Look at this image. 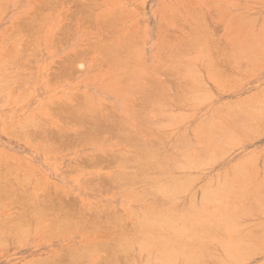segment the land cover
Returning a JSON list of instances; mask_svg holds the SVG:
<instances>
[{"label": "rangeland", "instance_id": "rangeland-1", "mask_svg": "<svg viewBox=\"0 0 264 264\" xmlns=\"http://www.w3.org/2000/svg\"><path fill=\"white\" fill-rule=\"evenodd\" d=\"M206 26L209 28H205ZM263 32L264 0H0V181L4 182L0 183L2 201V203L0 202V231L3 230L0 232V264H146L147 261V264H163L164 261V264H167L166 262H170V260L165 259L164 255H167L169 240L171 243H176L177 247L185 245V248H191L196 252L200 251L202 259L205 258L204 250L201 251L204 246L205 251L206 249L209 251L206 252L208 258L205 255L207 262L210 259L209 256L212 255L214 258H211V263L200 258L201 264L202 261L206 264H264V247L262 246L264 240L263 238L260 240L259 235L260 231L264 229L261 227L264 226V212L262 216L260 213L262 209L259 210V206L254 203L256 201L253 202L258 198V203L262 206L264 192L257 197L252 196L250 209L241 206L245 194H248L247 198H251L249 195L251 190L254 191L258 185L256 190L259 192L264 187L262 184L264 180L261 179H264ZM251 35L254 36V39L250 38ZM197 36L198 38H196ZM197 42L201 45L198 46ZM251 44L255 45H252L253 48L256 47L259 50L256 48L250 50ZM128 45H131V48ZM246 45H249V48ZM201 47L205 50L201 51ZM244 47L249 50H245ZM203 51H206V53L204 52L207 54L206 57H204ZM250 51L253 56L256 53L257 58L251 56ZM224 76L228 78L224 79ZM254 97L259 101H256ZM250 98L252 99L250 100ZM254 103L257 104V108L256 105L253 106ZM241 104L243 107L247 106L246 112H257V114L260 112L261 115L256 116V113H252V117L249 112L250 118L246 116V118L248 117L246 121L252 118L251 122L248 120L250 123H254L252 126L245 123V119L240 118L247 114L240 108ZM250 105L251 107H249ZM233 108L236 110L240 108L239 110L245 112V115L235 116L234 119L231 116L233 112L238 113V110L235 112ZM241 111H239L240 114ZM258 116H263V119L259 118L261 120L259 121ZM225 117L234 119V122L226 119L228 121L225 125L233 123L230 127L232 126L233 130L238 129L240 134L242 133L239 129L241 124L245 123L244 129L245 127L249 128L250 125L249 130L256 124L260 127L256 125L258 128L254 127L255 132L251 133L248 130L247 135H245L246 132L242 133L246 138L241 134V140L238 139V131L234 130L233 132L228 128L231 131L229 132L225 129L226 126L222 122ZM240 119L244 123H241ZM147 120L149 121L147 122ZM204 121H206L205 125L207 122L209 124L204 126ZM216 121L220 123H215ZM229 121L231 123H228ZM198 122L201 127L203 126V129L198 126ZM211 122L212 125L225 126L223 128L225 129L224 135L228 131L231 134V140L228 138L230 135L228 133L225 135V139L228 138L236 143L233 141L228 143V139L225 141L222 136H220L222 139L219 138V135L215 139L213 137L215 133L222 135L219 130L222 131V128L218 129V126L214 135L211 134L212 137H208L210 142L212 138L216 140L213 139L216 145L214 146V143L211 142L213 145L210 149V144L207 141V136L210 134L205 136L204 128L207 126L213 128ZM234 125L237 126L233 127ZM194 127L199 130L198 134L201 137L206 138V148L203 147L200 140L198 141L199 135L196 134L198 130H191ZM208 131L206 132L208 133ZM232 133L235 134V137ZM218 139L221 140L220 144L216 143ZM189 143L193 144V147L195 145L196 149L191 147V150H187L189 152H185L187 155L184 152L181 154L182 149L184 151L190 149L186 148ZM227 143L234 145H227ZM198 146L201 151L204 150L206 153H197V151L200 152ZM216 146L220 147L222 152L219 151V153L223 154L218 155V152L217 154L214 152ZM151 152L153 155H150ZM210 152L214 156H212L213 158H210ZM196 153L197 156L204 153L212 161L203 156L206 161L203 162L204 160L201 158L202 165L199 157L195 159L200 160L199 163L198 161L194 162L193 157ZM215 156L218 159L214 161ZM141 160L142 162H140ZM155 161H158V164ZM235 162L238 165H234ZM241 162L245 164L243 165L245 169L241 170L240 168V171L238 166H242ZM177 165L179 166L177 167ZM179 167L180 170L177 171L176 168L179 169ZM243 170L247 173L244 174V177L240 173ZM238 173L240 175H237ZM257 173L258 175H256ZM253 176L260 180H256ZM168 178L171 182L169 181L170 183L167 184ZM175 179L180 180L178 183L185 182V185L181 183L179 185ZM239 179L244 181L238 183ZM164 180L165 182H163ZM253 180L261 181V183L256 185V181ZM204 182L209 184V187ZM163 183L171 186L166 187ZM189 183L191 184L189 185ZM154 185L158 186L154 187ZM201 185L203 186L201 191L204 190L202 192L200 191ZM174 186L177 190L174 189ZM180 186L183 190L180 189ZM220 186H223L222 189ZM230 189L233 191L231 192ZM172 190H175L176 193ZM235 190L242 191V193H237ZM213 192L215 196L212 194ZM179 193L180 195H178ZM201 193L204 195H200ZM164 194L166 197L171 196L167 199ZM233 194L241 196L242 200ZM193 197L195 198L194 202ZM15 199L20 202H16ZM236 199L239 201L238 206L237 203H234ZM8 200H13V204ZM30 200L31 202H29ZM248 200L247 202H249ZM244 201L246 200L244 199ZM169 202L175 206L170 208ZM222 204V209H218ZM188 205L191 215L189 211L187 214ZM228 205L232 209L231 211L227 208ZM255 205L257 209L254 210ZM160 208L164 213L159 211ZM190 208L195 210L194 213ZM205 208L207 209L205 210ZM241 208H244L246 212L259 211L251 213L252 215L248 213L253 218L248 214L243 217L240 215L242 213L238 212V209L242 211ZM175 209L176 211L182 209L185 212L184 215H182L183 211L173 212ZM41 210L42 215H46L45 217L40 215ZM197 210L202 214H199ZM224 210L227 217H224L225 213L221 212ZM168 212L171 214L168 215ZM231 212L233 218L229 219ZM176 213H179L180 216ZM185 214L190 217L187 219L184 217ZM212 215L221 217L220 223L223 222L219 225L215 223L216 229L212 227L213 219H215L211 217ZM157 216L163 217L158 218ZM97 217L100 220L96 219ZM208 217L213 221H208ZM2 218L3 220L5 218V222L2 221ZM225 218H228L230 222L228 220L226 222ZM25 219L26 221H24ZM142 219L147 224L149 222V226L146 227L145 222L144 227L142 225L144 221H140ZM171 221L172 223H170ZM184 221L189 225V228ZM135 222L138 223L137 226ZM192 222L201 224L193 226ZM55 223H58L59 226ZM247 223L252 224L247 225ZM175 224L176 226H174ZM209 224L217 231L222 228L223 230H220L219 233L224 231V234L227 235H224V238L220 235L223 233H218V236L215 231L216 233L214 232L212 235L218 238L215 237L213 240L222 238L227 244L226 240L230 239L231 241L234 237L239 240L234 243L245 245V247L251 246L253 249L254 247L250 244L252 241L253 245L255 243L254 246L258 244V247L254 249L258 250L262 246L260 249L262 252L254 251L253 253L248 248L247 251L241 252L240 256L233 257L224 249V253L226 251L229 255L226 257V253L223 254L220 246L222 243L224 244V241L218 245L217 240L214 242L212 240L210 241L212 244L207 246L208 239L204 238L206 243L204 239H200L204 243L203 245L200 242L202 247L196 245L198 238H195L196 241H192L195 236L194 232L204 231L202 227ZM239 224L242 225V229ZM243 225L246 227L243 228ZM258 225L261 228L257 227ZM255 227L257 228L255 229ZM23 228H25V232H22ZM141 229L145 234L137 235L141 233L138 232ZM248 229H251L252 232ZM175 231L179 235H174L176 239H181L185 244H181L180 240L175 241L174 236L172 238L175 242L171 241L170 235ZM256 231H259L258 236L252 237L254 232L257 233ZM183 232L187 238L189 237L186 236V233L187 235L192 233L188 241L195 242L194 248L186 245L190 243L186 242L187 238L182 240ZM164 233L169 234L170 237L167 238ZM154 235L159 236V239L163 236L162 239L166 242L162 246V239L156 243L157 236L155 242L151 241L152 243L142 240L145 236L146 239L150 237V241ZM239 236L244 237L242 238L244 241ZM255 236L259 238L256 239ZM130 237L136 241L129 239ZM245 242L249 244L246 245ZM163 245L167 246V249L163 248ZM155 246L156 248H154ZM139 249L142 250L139 252ZM152 249L154 250L152 251ZM149 250L152 252L150 253ZM158 250L166 252L160 254ZM248 251L252 253H250L251 258L247 257ZM254 254L255 256H253ZM219 257L222 258V262H218L220 261ZM175 259L178 260L175 264L187 263L183 256L177 255Z\"/></svg>", "mask_w": 264, "mask_h": 264}, {"label": "bare ground", "instance_id": "bare-ground-1", "mask_svg": "<svg viewBox=\"0 0 264 264\" xmlns=\"http://www.w3.org/2000/svg\"><path fill=\"white\" fill-rule=\"evenodd\" d=\"M58 1H59V0H58ZM43 2H44V1H43ZM44 3H45V2H44ZM58 3H59V2H58ZM65 3H66V2H65ZM210 3H211V2H210ZM66 4H67V3H66ZM210 5H212V4H210ZM47 7H48V6H47ZM68 10H69V9H68ZM196 12H197V11H196ZM198 13H199V12H198ZM209 13H210V12H209ZM196 19H197V18H196ZM236 19H237V18H236ZM232 21H233V20H232ZM233 22H234V21H233ZM243 25H244V24H243ZM199 26H200V25H199ZM204 26H205V25H204ZM114 28H115V27H114ZM192 28H194V27H192ZM205 28H209V27L206 26ZM119 31H120V30H119ZM198 31H199V30H198ZM202 31H203V29H202ZM206 31H207V30H206ZM101 32H102V31H101ZM125 33H126V32H125ZM194 33H195V32H194ZM203 33H204V31H203ZM263 33H264V32H263ZM106 34H107V33H106ZM195 34H196V35H199V33H198V34L195 33ZM251 34H252V33H251ZM193 35H194V34H193ZM204 35H205V34H204ZM252 35H253V34H252ZM252 35L250 36V38L253 37V39H254V36H252ZM111 36H112V35H111ZM263 36H264V34H263ZM200 37H201V34H200ZM208 37H209V36H208ZM196 38H198V36H197ZM201 38H202V37H201ZM203 38H204V37H203ZM209 38H210V37H209ZM199 39H200V38H199ZM123 40H124V39H123ZM125 40H126V38H125ZM202 40H203V39H202ZM113 41H114V40H113ZM188 41H189V40H188ZM192 41H193V40H192ZM194 41H197V40L194 39ZM205 41H206V40H205ZM256 41H257V40H256ZM256 41H255V42H256ZM199 42H200V40H199ZM199 42H197V43H199ZM201 42H202V41H201ZM258 42H259V41H258ZM186 44H187V43H186ZM211 44H213V43H211ZM260 44H261V42H260ZM260 44L258 45L259 48L261 47ZM197 45H198V44H197ZM200 45H201V44L199 43L198 46H200ZM207 45H208V44H207ZM252 45H254V44H251V45H250V48H249V45H246V46H248V48H249L250 50H254L256 47L253 48L255 45H254V46H252ZM261 45H262V44H261ZM113 46H114V45H113ZM113 46H112V47H113ZM115 46H116V45H115ZM128 46H129V45H128ZM130 46H131V45H130ZM130 46H129V47H130ZM179 46H180V45H179ZM181 46H182V45H181ZM198 46H197V47H198ZM203 46H204V45H203ZM205 46H206V44H205ZM205 46H204V48H205ZM208 46H209V45H208ZM119 47H120V46H119ZM193 47H194V45H193ZM197 47H196V49H197ZM210 47H211V46H210ZM251 47H252V49H251ZM110 48H111V47H110ZM120 48H121V47H120ZM130 48H131V47H130ZM208 48H209V47H208ZM209 49H210V48H209ZM220 49H221V48H220ZM244 49H245V50H249V49H246L245 47H244ZM257 49H258V48H256V50H257ZM123 50H124V49H123ZM202 50H205V49H202V47H201V51H202ZM214 50H215V49H214ZM256 50H255V51H256ZM258 50H259V49H258ZM171 51H172V50H171ZM209 51H210V50H209ZM218 51H219V50H218ZM243 51H244V50H243ZM126 52H127V51H126ZM131 52H133V51H131ZM173 52H174V51H173ZM204 52L206 53V51H203V54H204ZM210 52H211V51H210ZM244 52H245V51H244ZM247 52H248V51H247ZM129 53H130V52H129ZM180 53H181V52H180ZM241 53H242V52H241ZM251 53H252V51H250V54H251ZM263 53H264V51H263ZM208 54H209V53H208ZM212 54H213V53H212ZM204 55H205L204 57H206L207 54H204ZM217 55H218V54H217ZM221 55H222V53H221ZM239 55H240V54H239ZM225 56H226V55H225ZM251 56H253V55L251 54ZM254 56H255V58H257L256 53L254 54ZM254 56H253V57H254ZM208 57H209V55H208ZM211 57H212V56H211ZM117 59H118V58H117ZM219 59H220V58H219ZM251 59H252V58H251ZM119 60H120V57H119ZM209 60H210V59H209ZM253 60H254V59H253ZM210 61H211V60H210ZM216 61H217V60H216ZM251 61H252V60H251ZM251 61H250V62H251ZM121 63H122V62H121ZM213 63H214V62H213ZM216 63H217V62H216ZM222 64H223V62H222ZM209 65H210V64H209ZM219 65H220V64H219ZM158 68H159V67H158ZM217 69H219V68H217ZM222 69H223V68H222ZM239 69H240V68H239ZM209 70H210V69H209ZM236 70H237V69H236ZM155 71H156V70H155ZM161 71H162V70H161ZM132 72H133V70H132ZM210 72H211V71H210ZM212 73H213V72H212ZM213 74H214V73H213ZM215 75H216V74H215ZM216 76H219V75L217 74ZM220 77H221V76H220ZM224 77H225L224 79H226L227 76H224ZM143 78H144V77H143ZM227 78H228V77H227ZM232 78H234V77H232ZM170 79H171V78H170ZM150 80H151V79H150ZM147 81H148V80H147ZM177 81H178V80H177ZM173 82H174V81H173ZM175 83H176V82H175ZM220 83H222V82H220ZM149 84H150V83H149ZM240 84H241V83H240ZM177 85H178V84H177ZM220 85H221V84H220ZM224 85H225V84H224ZM224 85H223V86H224ZM142 86H143V85H142ZM149 86H150V85H149ZM170 87H171V86H170ZM142 88H143V87H142ZM154 88H155V86H154ZM226 88H227V87H226ZM135 89H136V88H135ZM151 89H152V88H151ZM133 90H134V89H133ZM136 90H137V89H136ZM168 90H169V89H168ZM172 90H173V89H172ZM172 90H171V91H172ZM175 90H176V89H175ZM180 90H181V89H180ZM262 91H263V90H262ZM145 92H146V91H145ZM141 93H142V91H141ZM149 93H150V92H149ZM149 93H147V94H149ZM258 93H259V92H258ZM150 94H151V93H150ZM169 94H170V93H169ZM253 94H255V93H253ZM256 95H257V96H260L261 94H260V95H259V94H256ZM262 95H264V93H262ZM262 95H261V96H262ZM175 96H176V95H175ZM253 96H254V95H253ZM159 98H160V96H159ZM161 98H162V97H161ZM254 98H255V100H256V97H254ZM258 98H259V97H258ZM248 99H249V98H248ZM251 99H252V98H250V100H251ZM263 99H264V98H263ZM239 101H240V100H239ZM256 101H259V100L257 99ZM256 101H255V102H256ZM260 101H261V100H260ZM149 102H150V101H149ZM154 102H155V101H154ZM156 102H157V101H156ZM247 102H248V101H247ZM250 102L252 103V102H254V101H250ZM261 102H262V101H261ZM165 103H166V102H165ZM242 103H243V102H242ZM259 103H260V102H259ZM262 103H263V102H262ZM236 104H237V103H236ZM239 104H240V103H239ZM248 104H249V102H248ZM248 104H247V105H248ZM148 105H149V103H148ZM151 105H152V104H151ZM155 105H156V104H155ZM155 105H154V106H155ZM159 105H161V104H159ZM234 105H235V104H234ZM244 105H245V104H244ZM255 105H256V106H255ZM142 106H143V105H142ZM162 106H163V103H162ZM241 106H242V107H240V108L246 112V109H247L246 107H247V106H246V107H245V106L243 107V104H241ZM253 106H255V107L257 108V104L254 103ZM253 106H252V107H253ZM260 106H261V105H260ZM262 106H264V105H262ZM159 107H160V106H159ZM249 107H251V105H250ZM87 108H88V107H87ZM236 108H237V106H236ZM236 108H233V109L235 110V112L238 110V113L235 114V113L233 112V114H232L231 117H234V119H235L236 117H240V116H244V115H245V112L239 110L240 108L237 109V110H236ZM249 109H250V108H249ZM83 110H84V109H83ZM261 110H262V109H261ZM232 111H233V110H232ZM239 111H241L242 113L240 114ZM252 111H254V110L252 109ZM255 111H256V110H255ZM263 111H264V107H263L262 112H263ZM66 112H67V111H66ZM84 112H85V111H84ZM88 112H89V111H88ZM249 112H250V114H252V113L255 114V113H256V114H255L256 116H257L258 114H260V112H259L258 114H257V112H255V113H254V112H251V111H249ZM249 112L247 111L246 113L248 114ZM262 112H261V113H262ZM141 113H142V112H141ZM237 114H238L239 116H238ZM247 114H246L244 117H240V118H242L243 120L245 119V123H248V124H250V125L252 126V125L254 124V123H250L252 118H251V119H248V120H250V122H249L248 120L246 121V119L250 116V114H248V115H247ZM253 114H252V117H253ZM262 114H263V113H262ZM75 115H76V114H75ZM260 115H261V114H260ZM135 116H136V115H135ZM235 116H236V117H235ZM246 116H248V117L246 118ZM256 116H254V117H256ZM86 117H87V116H86ZM89 117H90V116H89ZM137 117H138V116H137ZM139 117H140V116H139ZM141 117H142V116H141ZM144 117H145V116H144ZM79 118H80V115H79ZM207 118H208V117H207ZM216 118H217V117H216ZM219 118H221V117L219 116ZM228 118H229V117H227V118L225 117L224 119H222V122L224 123V125L227 124L226 121H228V120H230L231 122H234V119H233V118H230V119H228ZM249 118H250V117H249ZM259 118H260V119H261V118L263 119V116H262V117L258 116V120H259ZM82 119H83V118H82ZM135 119H136V118H135ZM140 119H141V118H140ZM211 119H212V118H211ZM226 119H228V120H226ZM231 119H233V120H231ZM262 119H261V120H262ZM115 120H116V119H115ZM133 120H134V119H133ZM138 120H139V119L137 118V122H138ZM141 120H142V119H141ZM208 120H209V122H210V119H208ZM208 120H206V121H208ZM212 120H213V119H212ZM212 120H211V121H212ZM224 120H225V121H224ZM240 120H241V119H240ZM240 120H239V123H240ZM243 120H241V121H242L241 123H244ZM255 120H256V119H255ZM258 120H257V121H258ZM261 120H259V121H261ZM88 121H89V120H88ZM88 121H87V122H88ZM96 121H97V120H96ZM96 121H95V122H96ZM142 121H143V120H142ZM145 121H146V120H145ZM148 121H149V120H147V122H148ZM206 121H204V126H206V125L209 124V122H207L208 124L206 123V125H205V122H206ZM230 121H229L228 123H231ZM236 121H238V120H236ZM252 121H253V120H252ZM259 121H258V123H259ZM263 121H264V119H263ZM263 121H262V122H263ZM91 122H92V121H91ZM70 123H71V122H70ZM126 123H127V122H126ZM139 123H140V122H139ZM201 123H202V122H201ZM215 123H218V124H219L220 122L216 121ZM239 123H238V124H239ZM241 123H240V124H241ZM245 123H244V124H245ZM263 123H264V122H263ZM263 123H262V125H263ZM94 124H95V123H94ZM199 124H200V123L198 122V126H200ZM218 124H215V125H217V126L215 127V125H214V124L212 125V122H211V125L214 126L213 128H211V127H209V126H207V127H209V129H207V127L204 128V131H205L204 133H206L205 136H207L208 134H210V136H207V138H208V137H209V138L212 137L211 134L214 135V133H215L214 131H215L216 128L219 126ZM232 124H233V123H231V124H229V125H227V126L225 125L226 128H225V126L223 127V125L221 124L222 126H219L218 129H219V128H222V131H221V129H219V130H220V133H221L222 135L215 133V135L217 134V135H216L217 137H216L215 135H214L213 137H214L215 139H217V138H218V135H219V138H221L220 136H222V138H224V140L226 141L228 138L231 137V134L228 133V131H229L228 128H230L231 131H232V130H233V129H232V126L230 127V125H232ZM238 124H237V125H238ZM244 124H243V125L241 124V126H240V127L238 126V127H239V129H241V132H242V133L245 134V132H246L245 135H247V134H248L247 132H248V130H249V128H250L251 126L249 125V126H248L249 128L245 127V129H244L243 126H246V125H244ZM259 124H260V123H259ZM109 125H110V124H109ZM237 125H234L233 127H235V126H237ZM256 125H258V124H256ZM256 125L253 126V127L251 128V130H249L251 133H252V132H255L254 130L256 129V127L258 128L259 125H258V126H256ZM97 126H98V125H97ZM113 126H114V125H113ZM144 126H145V125H144ZM148 126H150V125H148ZM198 126H196V127L198 128ZM120 127H121V126H120ZM145 127H146V126H145ZM145 127H144V128H145ZM150 127H151V126H150ZM196 127H194V129H191V130H196ZM200 127H201V126H200ZM242 127H243V128H242ZM254 127H255V129H254ZM259 127H260V126H259ZM60 128H61V127H60ZM113 128H115V127H113ZM148 128H149V127H148ZM223 128H225L226 130H228V131L225 132V135H227V133H228V135L230 134L229 137L227 136V137H228L227 139H225V138H226L225 135H224V130H225V129H223ZM246 128H247V129H246ZM261 128H262V126H261ZM87 129H88V128H87ZM101 129H102V128H101ZM109 129H110V128H109ZM201 129H203V126L201 127ZM210 129H211V130H210ZM212 129H214V130L212 131ZM218 129H217V130H218ZM243 129H244V131H243ZM253 129H254V130H253ZM259 129H260V128H259ZM259 129H258V130H259ZM114 130H115V129H114ZM116 130H117V129H116ZM118 130H120V129H118ZM149 130H150V129H149ZM197 130H198V129H197ZM197 130H196V131H197ZM208 130L211 131V133H209ZM217 130H216V131H217ZM234 130H236V129H234ZM234 130H233V132H234ZM245 130H247V131H245ZM132 131H133V130H132ZM147 131H148V130H147ZM206 131H208V133H207ZM231 131H229V132H231ZM236 131H238V129H237ZM256 131H257V130H256ZM94 132H95V131H94ZM101 132H102V131H101ZM106 132H107V131H106ZM108 132H111V131H108ZM145 132H146V131H145ZM88 133H89V132H88ZM111 133H112V132H111ZM113 133H114V132H113ZM117 133H118V132H117ZM121 133H122V132H121ZM129 133H130V132H129ZM132 133H133V132H132ZM134 133H135V132H134ZM195 133H196V132H195ZM198 133H199V130H198L197 133H196L197 136L199 135V137H198V141L200 140V142L202 143L203 147L206 148V147H207V144L205 143V142H206V138H204V136H202V137H203V138H202L201 135L198 134ZM235 133H236V132H235ZM238 133H239V135H238L239 138H238V137H236V138L241 139V138H240V135H241L242 133L240 134V131H238L237 134H238ZM91 134H92V133H91ZM93 134H94V133H93ZM98 134H99V133H98ZM146 134H147V132H146ZM237 134H236V135H237ZM244 134H242V135H244ZM144 135H145V134H144ZM223 135H224V137H223ZM232 135H233V137H235V136H234V135H235L234 133H232ZM242 135H241V136H242ZM245 135H244V136H245ZM49 136H50V135H49ZM116 136H117V135H116ZM142 136H143V135H142ZM151 136H152V135H151ZM244 136H243V137H244ZM46 137H47V135H46ZM118 137H119V136H118ZM185 137H186V139H187V136H185ZM31 138H32V137H31ZM80 138H81V137H80ZM97 138H98V137H97ZM121 138H122V136H121ZM124 138H126V137H124ZM132 138H133V137H132ZM135 138H136V137H135ZM149 138H150V136H149ZM209 138L207 139V141H208V144H210L209 146H210V149H211V146L213 145V144H211V142L214 143V146H215L216 144H215V142H214V140H215L214 138H212V141H211V142H210ZM222 138H221V139H222ZM245 138H246V136H245ZM95 139H96V138H95ZM95 139H94V140H95ZM111 139H112V138H111ZM118 139H119V138H118ZM141 139H142V138H141ZM204 139H205V141H204ZM213 139H214V140H213ZM60 140H61V139H60ZM145 140H146V139H145ZM145 140H144V141H145ZM201 140H202V141H201ZM230 140H231V138H230ZM230 140L228 139L227 142L229 143ZM241 140H242V139H241ZM47 141H48V140H47ZM78 141H79V140H78ZM106 141H107V140H106ZM130 141H131V140H130ZM133 141H134V140H133ZM136 141H137V140H136ZM141 141H142V140H141ZM215 141H216V140H215ZM220 141H221V140L218 139L216 143H219V144H220V143H221ZM232 141H233V140H232ZM232 141H230V142H232ZM150 142H151V140H150ZM189 142H190V141H189ZM203 142H204V143H203ZM209 142H210V143H209ZM241 142H242V141H241ZM121 143H122V142H121ZM228 143H227V145H232V146L234 145V144H228ZM233 143H236V142L233 141ZM174 144H175V143H174ZM205 144H206V145H205ZM222 144H223V141H222ZM225 144H226V143L224 142V145H225ZM45 145H47V144H45ZM148 145H149V144H148ZM183 145H184V144H183ZM183 145H182V146H183ZM224 145H223V146H224ZM182 146L180 147L181 149H182ZM189 146H190V147H189ZM205 146H206V147H205ZM209 146H208V147H209ZM217 146H220V145H217ZM217 146H216V148H217ZM221 146H222V145H221ZM144 147H145V146H144ZM178 147H179V146H178ZM183 147H184V146H183ZM191 147L194 148V149H196V146H195V145H194V147H193V144L190 145V143H189L188 146H186V148H190V149H185V151H184V149H182V150H181V154H182V152L185 153L187 150H191ZM201 147H202V146H201ZM180 148H179V149H180ZM199 148H200V147L198 146V149H199ZM216 148H215L214 152H216V154H217V152L219 153V151H221V149H220V147H219V148H217V150H218V151H217ZM41 149H42V148H41ZM148 149H149V148H148ZM219 149H220V150H219ZM224 149H225V148H224ZM176 150H177V152H178V149H176ZM222 150H223V149H222ZM196 151H197V150H196ZM199 151H200V152L197 151V153H202V152L206 153V151H204V150L201 151V150L199 149ZM207 151H208V150H207ZM210 151H211V150H210ZM225 151H226V150H225ZM225 151H224V152H225ZM152 152H153V151H152ZM152 152H151V153H152ZM187 152H189V151H187ZM208 152H209V151H208ZM212 152H213V151H212ZM221 152H222V151H221ZM156 153H157V152H156ZM197 153H196V155H195L196 158L193 157V159L195 160V159H197V157H199L198 159H201V158H202V159L204 160L203 162H205V161H206L205 158L208 157V156H206V154L204 155V153H203V155H201V156H200L199 154H198V156H197ZM145 154H146V153H145ZM158 154H159V153H158ZM158 154H157V155H158ZM171 154H172V153H171ZM171 154H170V155H171ZM176 154H177V153H176ZM178 154H179V153H178ZM209 154L211 155V152H210ZM221 154H223V153H221ZM221 154L219 153L218 155H221ZM137 155H138V154H137ZM150 155H153V153L150 154ZM154 155H155V154H154ZM179 155H180V154H179ZM185 155H187V154L185 153ZM189 155H190V154H189ZM250 155H251V154H250ZM113 156H114V155H113ZM181 156H182V155H181ZM203 156H205V158H204ZM212 156H213V155H211L210 158H213V157H214V156H213V157H212ZM136 157H137V156H136ZM176 157H177V156H176ZM179 157H180V156H179ZM185 157H187V156H185ZM188 157H190V156H188ZM125 158H126V157H125ZM141 158H142V157H141ZM208 158H209V157H208ZM208 158H207V159H208ZM210 158H209V160H211ZM245 158H246V157H245ZM245 158H243V159H245ZM126 159H127V158H126ZM126 159H125V160H126ZM153 159H154V158H153ZM153 159H152V160H153ZM202 159H201V161H200V160H195L194 162L198 161V163H199V161H200V163H201V165H202ZM216 159H218V158H216V156H215V159H213V160L215 161ZM246 159H247V158H246ZM91 160H92V159H91ZM116 160H117V159H116ZM127 160H128V159H127ZM147 160H148V159H147ZM147 160H146V161H147ZM150 160H151V159H150ZM168 160H169V159H168ZM186 160H187V159H186ZM188 160H189V159H188ZM95 161H96V160H95ZM95 161H94V162H95ZM120 161H121V160H120ZM135 161H136V160H135ZM144 161H145V160H144ZM144 161H143V162H144ZM153 161H154V160H153ZM162 161H163V160H162ZM211 161H212V160H211ZM245 161H247V160H245ZM140 162H142V160H141ZM148 162H149V161H148ZM148 162H147V163H148ZM155 162H157V164H158V161H155ZM134 163H135V162H134ZM149 163H150V162H149ZM188 163H189V161H188ZM213 163H214V162H213ZM241 163H242V162H241ZM246 163H248V161H247ZM131 164H132V163H131ZM135 164H137V163H135ZM139 164H140V163H139ZM206 164H207V162H206ZM235 164H237V163L235 162L234 165H235ZM249 164H250V166H251L252 163L250 162ZM256 164H257V163H256ZM141 165H142V164H141ZM148 165H149V164H148ZM153 165H154V163H153ZM155 165H156V164H155ZM160 165H161V164H160ZM196 165H199V164L196 163ZM237 165H238V164H237ZM237 165H236V166H237ZM243 165H245V164L242 163V166H241V167L238 166V167H239L238 170H240V168H241V170H242ZM246 165H247V164H246ZM151 166H152V163H151L150 167H151ZM156 166H157V165H156ZM178 166H179V165H177V167H178ZM199 166H200V165H199ZM205 166H206V165H205ZM205 166H204V167H205ZM208 166H209V163H208ZM232 166H233V165H232ZM236 166H235V167H236ZM175 167H176V165H175ZM180 167H181V165H180ZM180 167H179V169L176 168V170H177V171L180 170ZM238 167H237V168H238ZM251 167H252V166H251ZM255 167H256V166H255ZM152 168H153V167H152ZM158 168H160V167H158ZM173 168H174V167H173ZM184 168H185V167H184ZM237 168H236V169H237ZM6 169H7V168H5V170H6ZM187 169L189 170L190 168H187ZM224 169H225V168H224ZM233 169H235V168H233ZM233 169H231V170H233ZM243 169H245V168H243ZM7 170H8V169H7ZM78 170H79V169H78ZM184 170H186V169H184ZM184 170H182V171H184ZM190 170H191V169H190ZM241 170H240V171H241ZM258 170H259V169H258ZM224 171H225V170H224ZM240 171H239V172H240ZM254 171L257 172L256 170H254ZM141 172H142V171H141ZM156 172H157V171H156ZM233 172H234V171H233ZM236 172H237V170H236ZM236 172H235V173H236ZM243 172H244V173H243ZM5 173H6V172H5ZM10 173H11V172H10ZM158 173H159V172H158ZM240 173H241V176H242V174H243V177H244V174L246 173V171L243 170V171L240 172ZM240 173H238L237 175H240ZM7 174H8V173H7ZM167 174H168V176H169V172H168ZM223 174H225V173L223 172ZM246 174H247V173H246ZM14 175H15V174H14ZM216 175H218V174H216ZM254 175H255V174H254ZM256 175H258V173H257ZM3 176H4V175H3ZM165 176H166V174H165ZM171 176H172V175H171ZM195 176H196V175H195ZM198 176H199V175H198ZM211 176H212V175H211ZM241 176H240V177H241ZM245 176H246V175H245ZM16 177H17V176H16ZM199 177H200V176H199ZM217 177H220V176H217ZM240 177H239V178H240ZM246 177H247V176H246ZM251 177H252V176H251ZM253 177L255 178L256 176H253ZM123 178H124V177H123ZM156 178H157V177H156ZM166 178H167V177H166ZM172 178H173V176H172ZM209 178H210V177H209ZM223 178H224V180H225V177H223ZM254 178H253V179H254ZM129 179H131V178H129ZM169 179H170V178H168V182H167V184L171 182V180H169ZM173 179H174V178H173ZM178 179H179V178H178ZM212 179H213V178H212ZM226 179H227V177H226ZM243 179H244V178H243ZM255 179H256V178H255ZM261 179L264 180L263 178H261ZM125 180H126V179H125ZM159 180L161 181L160 178H159ZM176 180H177V179H175V181H176ZM184 180H186V179H184ZM219 180H220V179H219ZM219 180H218V181H219ZM239 180H240V181H238V183H239V182L241 183V182H243V181L246 180V179H244V180H242V181H241V179H239ZM256 180H260V178H259V179H256ZM256 180H253V181L255 182ZM18 181H19V180H18ZM127 181H128V180H127ZM129 181H130V180H129ZM169 181H170V182H169ZM178 181H180V180H177V183H178ZM188 181H189V180H188ZM190 181H191V180H190ZM212 181H213V180H212ZM212 181H209V182H212ZM218 181H217V182H218ZM1 182H2V180L0 181V183H1ZM5 182H6V181H5ZM86 182H87V181H86ZM112 182H113V181H112ZM137 182H138V181H137ZM163 182H165V180H164ZM191 182H193V181H191ZM215 182H216V181H215ZM250 182H251V181H250ZM256 182H257V181H256ZM256 182H255L256 185H257L258 183H261V181H260V182H257V183H256ZM2 183H4V182H2ZM159 183H160V182H159ZM172 183H173V182H172ZM174 183H176V182H174ZM177 183H176V184H177ZM179 183L185 185V182H183V181H182V182H179ZM179 183H178V184H179ZM193 183H194V182H193ZM205 183H206V182H204V184H205ZM230 183H231V182H230ZM6 184H7V182H6ZM105 184H106V183H105ZM154 184H156V183H154ZM164 184H165V183H163V185H164ZM167 184H165L166 187H167V186H168V187L171 186L170 184H169L170 186L167 185ZM186 184H187V186H188L187 181H186ZM190 184H191V183H189V185H190ZM210 184H211V183H210ZM246 184H248V183L246 182ZM255 184L253 183V185H255ZM262 184H264V181H263ZM8 185H9V184H8ZM11 185H12V184H11ZM16 185H17V184H16ZM100 185H102V184H100ZM103 185H104V184H103ZM172 185H173V184H172ZM174 185H175V184H174ZM179 185H180V184H179ZM202 185H203V184H202ZM202 185H201V187H200V191H201V189H203L202 187H203L204 185H203V186H202ZM205 185L208 186L209 184H205ZM211 185H212V184H211ZM240 185L242 186V184H240ZM6 186H7V185H6ZM19 186H20V185H19ZM24 186H25V185H24ZM156 186H158V185H154V187H156ZM159 186H160V185H159ZM175 186L177 187V185H175ZM175 186H174V187H175ZM181 186H182V185H181ZM181 186H180V189L182 188ZM187 186H186V187H187ZM217 186H218V185H217ZM223 186H224V184H223ZM223 186H222V187H223ZM245 186H247V185H245ZM259 186L262 187L263 185H259ZM3 187H5V186H3ZM107 187H108V186H107ZM120 187H121V186H120ZM174 187H173V188H174ZM176 187H175L174 189H176ZM208 187H209V186H208ZM208 187H207V188H208ZM220 187H221V186H220ZM222 187H221V189H222ZM257 187H258V185H257L256 188L254 189V191L257 189ZM260 187H259V189H260ZM17 188H18V187H17ZM17 188H16V189H17ZM105 188H106V187H105ZM131 188H132V187H131ZM161 188H162V185H161ZM171 188H172V187H171ZM178 188H179V186H178ZM218 188H219V187H218ZM8 189H9V188H8ZM223 189H224V188H223ZM235 189H236V188H235ZM237 189H238V188H237ZM239 189H240V188H239ZM247 189H248V188H247ZM249 189H250V188H249ZM249 189H248V190H249ZM261 189H263V190L259 191L260 193L258 192V190H256L255 192L251 190V193H252V194L249 192V195L251 196V198H250V197L247 198L246 196H247L248 194H245V193H244V194H245L244 199H245L246 201H244V199H243V201H241V202H242L241 206L244 207V208L249 207V205L252 206V203L250 204V199H253L252 196L257 197V195L259 196V194H261L262 192H264V187L261 188ZM17 190H18V189H17ZM100 190H101V189H100ZM105 190H106V189H105ZM130 190H131V189H130ZM154 190H156V189L154 188ZM176 190H177V189H176ZM181 190H183V189H181ZM212 190H213V189H212ZM226 190H228V189H226ZM230 190H231V189H230ZM230 190H229V191H230ZM240 190H241V189H240ZM9 191H10V190H9ZM9 191H8V192H9ZM19 191H20V190H19ZM132 191H133V190H132ZM168 191H169V190H168ZM202 191H204V190H202ZM202 191H201V192H202ZM219 191H220V190H219ZM232 191H233V190H231V192H232ZM33 192H34V191H33ZM151 192H152V191H151ZM156 192H157V191H156ZM160 192H161V190H160ZM172 192H175V190H172ZM172 192H171V193H172ZM196 192H197V190H196ZM196 192H195V193H196ZM205 192H206V191H205ZM205 192H204V193H205ZM221 192H222V191H221ZM235 192L238 193L239 191H238V190H235ZM240 192L242 193V191H240ZM240 192H239V193H240ZM257 192H258V194H257ZM9 193H10V192H9ZM9 193H6V194L9 195ZM13 193H14V192H13ZM18 193H20V192H18ZM18 193H17V194H18ZM23 193H24V192H23ZM162 193H163V192H162ZM165 193H166V190H165ZM168 193H170V191H169ZM175 193H176V192H175ZM183 193L186 194L185 191H183ZM193 193H194V192H193ZM204 193H203V195H204ZM209 193H210V192H209ZM21 194H22V193H21ZM154 194H155V193H154ZM156 194H157V193H156ZM172 194H174V193H172ZM181 194H182V192H181ZM191 194H192V193H191ZM212 194L214 195L215 193L213 192ZM253 194H254V195H253ZM263 194H264V193H263ZM22 195H23V194H22ZM159 195H160V194H159ZM165 195H166V194H164V197H166ZM178 195H180V193H179ZM200 195H202V193H201ZM203 195H202V196H203ZM207 195H208V194H207ZM216 195H217V194H216ZM229 195H230V194H229ZM33 196H35V195H33ZM169 196H171V195H168L166 198L168 199ZM190 196L192 197V195H190ZM190 196H189V197H190ZM214 196H215V195H214ZM233 196H237V198H238L239 195H234V194H233ZM2 197H3V196H2ZM5 197H6V196H5ZM14 197H15V196H14ZM189 197H188V199H189ZM191 197H190V199H191ZM239 197H240L239 200H242V199H241V196H239ZM255 197H254V198H255ZM10 198L12 199V196H11ZM27 198H28V197H27ZM32 198H33V197H32ZM35 198H36V197H35ZM44 198H45V197H44ZM58 198H59V197H58ZM172 198H173V197H172ZM172 198H171V199H172ZM174 198H175V197H174ZM3 199H4V197H3ZM3 199H2V200H3ZM30 199H31V198H30ZM48 199H49V198H48ZM160 199H162V198H160ZM179 199H180V198H179ZM192 199H193V202H194V199H195V198L193 197ZM200 199H201V198H200ZM232 199H233V198H232ZM248 199H249V200H248ZM4 200H5V199H4ZM6 200H7V198H6ZM15 200H16V199H15ZM15 200H14V201H15ZM32 200H33V199H32ZM46 200H47V199H46ZM164 200H165V199H164ZM164 200H162V201H164ZM173 200H175V199H173ZM227 200H229V199H227ZM237 200H238V199L235 200L236 202H234V200H233V202H234V203H237L236 205L238 206L239 201H237ZM247 200H248L249 202H247ZM8 201H10V200H8ZM12 201H13V200H11L10 202H12ZM17 201L20 202V200H16V202H17ZM24 201H25V200H24ZM26 201H27V199H26ZM35 201H36V200H35ZM62 201H63V200H62ZM175 201H176V200H175ZM224 201H225V200H224ZM229 201H231V200H229ZM254 201H256V202H254ZM263 201H264V200H262L261 203L264 204ZM0 202L2 203L1 198H0ZM16 202H15V203H16ZM29 202H31V200H30ZM39 202H40V201H39ZM58 202H60V201H58ZM189 202L191 203L190 200H189ZM200 202H201V201H200ZM245 202H246V203H245ZM253 202L256 203L257 206L260 207V208L258 207L259 210L262 209V210H261L262 212H260V213H261V215L263 216L264 205L262 204V206H260L261 204L258 203V202H259L258 198H256V200L254 199ZM4 203H5V202H4ZM4 203H3V204H4ZM36 203H37V202H36ZM44 203H45V202H44ZM165 203H167L166 200H165ZM169 203H170V202H169ZM169 203H168V204H169ZM205 203H207V202H205ZM12 204H13V202H12ZM31 204H32V203H31ZM34 204H35V203H34ZM243 204H245V205H243ZM247 204H248V205H247ZM7 205H8V204H7ZM14 205H15V204H14ZM21 205H22V204H21ZM37 205H38V204H37ZM190 205H191V204H190ZM220 205H221V204H220ZM246 205H247V206H246ZM33 206H35V205H33ZM64 206H65V205H64ZM168 206H169V205H168ZM170 206H171L170 208H172V206L174 207L175 205H173L172 203H170ZM237 206H236V207H237ZM241 206H240V207H241ZM253 206H254V205H253ZM257 206L255 205L256 208H254V210L257 209ZM7 207H8V206H7ZM48 207H49V206H48ZM180 207H181V206H180ZM189 207H190V206L188 205V207H187V208H188V209H187V214L190 212V211H189ZM200 207H201V206H200ZM206 207H208V206H206ZM221 207H223V204H222V206L218 207V209L220 208V210H221V209H222ZM240 207H238V208L240 209ZM262 207H263V208H262ZM44 208H45V207H44ZM53 208H54V207H53ZM166 208H169V207H166ZM175 208H176V207H175ZM181 208H182V207H181ZM197 208H198V207H197ZM227 208L230 209L229 211L232 210V209L229 207V205L227 206ZM244 208H243V209L241 208L242 211H244V212H242L241 210H240V211H241V212H240L239 209H238L239 214L242 213V214H240V215H242V216H243V215H247L248 213L251 214V213H256L257 211H259V210H256V211L253 210L254 212H253V211L251 212V210L248 211V210L250 209V207H249V209L247 210L248 212H246V210H244ZM45 209H46V208H45ZM179 209H180V208H179ZM191 209H192V211H193L192 213H194L195 210H193V208H190V210H191ZM206 209H207V208H205V210H206ZM224 209H225V207H224ZM251 209H253V208L251 207ZM23 210H24V209H23ZM38 210H39V209H38ZM64 210H65V209H64ZM173 210H174V209H173ZM173 210H171V211H173ZM225 210H226V209H225ZM225 210H224V211H221V212L225 213ZM235 210H236V209H235ZM35 211H36V210H35ZM52 211H53V210H52ZM58 211L60 212V210H58ZM65 211H66V210H65ZM84 211H85V210H84ZM129 211H130V210H129ZM159 211H163V210H161V208H160ZM177 211H178V210H177ZM177 211H176V209H175V211H173V212H177ZM180 211H183V210L181 209V210H179L178 212H180ZM185 211H186V209H185ZM188 211H189V212H188ZM197 211H198V210H197ZM215 211H216V210H215ZM227 211H228V209H227ZM28 212H29V211H28ZM33 212H34V211H33ZM71 212H72V211H71ZM132 212H133V211H132ZM200 212H201V211H200ZM208 212H210V211L208 210ZM208 212H207V213H208ZM212 212H213V211H212ZM218 212L220 213V211H218ZM235 212H236V211H235ZM42 213H43V212H42V210H41L40 215H41L42 217H45L46 215L43 216ZM55 213H56V211H55ZM69 213H70V212H69ZM77 213H80V212H77ZM163 213H164V211H163ZM163 213H162V215L165 217V215H164ZM166 213H167V212H166ZM184 213H185V212L183 211V214H182V215H184ZM198 213H199V211H198ZM227 213H230V212H227ZM243 213H246V214H243ZM260 213L258 212V214H260ZM45 214H46V213H45ZM59 214H60V213H59ZM62 214H63V213H62ZM64 214H65V213H64ZM157 214H158V213H157ZM169 214H171V213L168 212V215H169ZM199 214H202V212L199 213ZM205 214H206V213H205ZM211 214H212V213H211ZM232 214H233L232 212H231L230 215L228 214V215H229V219L233 218V217H231ZM239 214H236V215L239 216V217H241ZM250 214H248V216H251V215H252V214H251V215H250ZM131 215H132V214H131ZM131 215H130V216H131ZM133 215H134V214H133ZM136 215H137V213H136ZM176 215H179V216H180L179 213H176ZM190 215H191V212H190ZM190 215H187V216H186V214H185L184 217H186V218L188 219V218L190 217ZM206 215H207V214H206ZM208 215H210V214H208ZM215 215H217V214L215 213ZM253 215H254V214H253ZM23 216H25V215H23ZM27 216H28V215H27ZM31 216H32V215H31ZM47 216H48V214H47ZM71 216H72V214H71ZM75 216H76V215H75ZM163 216H159V217L161 218V217H163ZM223 216H224V217H227V216H226V213H225V215L223 214ZM9 217H12V216H9ZM15 217H16V216H15ZM19 217H20V216H19ZM29 217H30V216H29ZM36 217H37V216H36ZM38 217H39V216H38ZM38 217H37V218H38ZM50 217H51V216H50ZM65 217H66V216H65ZM65 217H64V218H65ZM69 217H70V216H69ZM82 217H83V216H82ZM131 217H132V216H131ZM133 217H134V216H133ZM135 217H136V216H135ZM135 217H134V218H135ZM147 217H149V215H147ZM157 217H158V216H157ZM159 217H158V218H159ZM170 217H171V216H170ZM170 217H168V218H170ZM191 217H193V216H191ZM211 217H212V218H215V219H213L214 221H213L211 218H209V217H208V221H209V220H210V221H213V222H214V223L212 224L213 226L209 224V225H206V226H203V227H202V225H201V227L204 229V231H202V230L199 231V230H198V231H195V232H194V231L190 230L191 232H194V235H195V236H194V239H192V241H193V240L196 241L195 238H198V240H197V242H196V245H197V244H198V245H201L200 247H202V244L204 245V243H202L203 241L201 240V241H202V242H201L200 239H204V238H205L206 240L208 239L209 241L207 240V244H208V245L206 244L207 246L211 245L212 242H214L215 240L218 241V243H219L218 245H220V243H222V241L225 240V239L223 240L222 238H220V240H218V239L213 240L215 237H216V238H218V237H217V236H214V235H212V234H214V232L216 231V232H217V235H218L219 231H220V230H223L222 228L220 229L218 226H217V227H218V229H220V230H219V231L214 230V229H216V228H215L216 225L222 224L223 222L220 223V221H221V217H220V218H218V217H213V215H212ZM234 217L236 218L235 215H234ZM243 217H244V216H243ZM251 217L253 218V216H251ZM5 218H6V217H5ZM5 218H4V220H3V218H2V221L5 222ZM17 218H18V217H17ZM17 218H16V219H17ZM23 218H24V217H23ZM37 218H36V219H37ZM39 218L41 219V217H39ZM39 218H38V219H39ZM111 218H112V217H111ZM138 218H139V217H138ZM177 218H178V217H177ZM204 218H206V217H204ZM9 219H10V218H9ZM11 219H12V218H11ZM20 219H21V218H20ZM38 219H37V220H38ZM65 219H66V218H65ZM67 219H68V218H67ZM96 219H99V218L97 217ZM116 219H118V218H116ZM140 219H141V218H140ZM143 219H144V218H143ZM143 219L140 220L141 222L144 221V222H142V225L146 222V221L143 220ZM174 219H176V218H174ZM225 219H226V218H225ZM239 219L241 220V218H239ZM239 219H238V220H239ZM245 219H247V218H245ZM14 220H15V219H14ZM17 220H18V219H17ZM47 220H48V219H47ZM62 220H63V219H62ZM62 220H61V221H62ZM86 220H87V219H86ZM93 220H94V218L92 219V223H93ZM99 220H100V219H99ZM138 220H139V219H138ZM154 220H155V219H154ZM160 220H161V219H160ZM166 220H167V219H166ZM168 220H169V219H168ZM184 220H185V218H184ZM222 220H223V219H222ZM227 220H228V218L226 219V222L229 221V220H228V221H227ZM12 221H13V220H12ZM15 221H16V220H15ZM20 221H21V220H20ZM24 221H26V219H25ZM42 221H43V220H42ZM64 221H65V220H64ZM115 221H116V220H115ZM117 221H118V220H117ZM140 221H137V222H140ZM148 221H149V220H148ZM152 221H153V219H152ZM157 221H158V220H157ZM169 221H170V220H169ZM169 221H168V222H169ZM186 221L189 222L188 220H186ZM204 221H205V220H204ZM223 221L225 222V220H223ZM232 221H233V220H232ZM232 221H231V222H232ZM250 221H252V220H250ZM35 222H37V221H35ZM53 222H54V221H53ZM78 222H79V221H78ZM82 222H83V221H82ZM87 222H88V221H87ZM97 222H99V221H97ZM100 222H101V221H100ZM182 222H183V221H182ZM229 222H230V221H229ZM234 222L236 223V221H234ZM239 222H240V221H239ZM245 222H246V221H245ZM6 223H7V222H6ZM30 223H31V221H30ZM49 223H50V222H49ZM61 223H63V222H61ZM71 223H72V222H71ZM103 223H104V222H103ZM122 223H123V222H122ZM154 223H155L154 225H156V222H154ZM165 223H166V222H165ZM170 223H172V221H171ZM170 223H169V224H170ZM184 223H185V221H184ZM215 223H218V224H216L215 227H214V224H215ZM241 223H242V222H241ZM7 224H8V223H7ZM9 224H10V223H9ZM14 224H15V223H14ZM26 224H27V223H26ZM55 224L59 226L58 223H55ZM67 224H68V223H67ZM90 224H91V223H90ZM97 224H98V223H97ZM115 224H119V223H115ZM135 224H136V222H135ZM135 224H133V225H135ZM137 224H138V223H137ZM137 224H136V226H137ZM145 224H147V222H146ZM148 224H149V222H148ZM148 224L146 225V227L149 226ZM161 224H163V223H161ZM167 224H168V223H167ZM185 224L188 225L187 223H185ZM189 224H190V222H189ZM199 224H201V223H199ZM199 224H195L194 222H192V225H193V226H195V225L197 226V225H199ZM202 224H203V223H202ZM207 224H208V223H207ZM226 224H228V223H226ZM230 224H231V223H230ZM232 224H233V222H232ZM249 224H252V223H249ZM249 224L247 223V225H249ZM260 224H262V223H260ZM15 225H16V224H15ZM20 225H21V224H20ZM38 225H40V224H38ZM44 225H45V224H44ZM61 225H62V224H61ZM69 225H70V224H69ZM73 225H74V224H73ZM88 225H89V224H88ZM95 225H96V224H95ZM203 225H204V224H203ZM224 225H225V223H224ZM239 225H241V224H239ZM5 226H6V225H5ZM10 226H11V224H10ZM10 226L7 225V227H9V228H10ZM16 226H18V225H16ZM35 226H36V225H35ZM50 226H51V224H50ZM96 226H97V225H96ZM115 226H116V225H115ZM143 226H144V225H143ZM150 226H151V225H150ZM161 226H162V225H161ZM163 226H165V225H163ZM163 226H162V227H163ZM166 226H169V225H166ZM174 226H176V224H175ZM211 226L214 227V229H213ZM260 226H261V225H260ZM1 227H2V226H1ZM12 227L14 228V225H12ZM12 227H11V229H12ZM22 227H23V226H22ZM24 227H25V225H24ZM28 227H29V226H28ZM37 227H38V226H37ZM45 227H46V226H45ZM52 227H53V224H52ZM62 227H63V225H62ZM72 227H73V226H72ZM77 227H79V226H77ZM93 227H94V226H93ZM144 227H145V226H144ZM151 227H155V226H151ZM156 227H160V226H156ZM171 227H173L172 224H171ZM199 227H200V226H199ZM210 227H211V228H210ZM225 227H226V225H225ZM236 227H237V226H236ZM244 227H246V225H245V226L243 225V228H244ZM257 227H259V225H258ZM257 227H255V229H256ZM261 227H264V226H261ZM261 227H259V228H261ZM9 228H8V229H9ZM25 228H26V227H25ZM25 228H23L22 232H23V231H24V232L26 231V230H24ZM30 228H31V227H30ZM34 228H36V227H34ZM56 228H57V227H56ZM70 228H71V227H70ZM74 228H75V227H74ZM74 228H73V229H74ZM137 228H138V227H137ZM188 228H189V225H188ZM208 228H210V230L207 231ZM237 228H238V227H237ZM248 228H249V227H248ZM259 228H258V229H259ZM11 229H9V230H11ZM26 229H27V228H26ZM57 229H58V228H57ZM77 229H78V228H77ZM84 229H85V228H84ZM115 229H116V228H115ZM160 229H161V228H160ZM179 229H180V228H179ZM192 229H193V227H192ZM194 229H195V228H194ZM211 229H212V231H211ZM238 229H240V228H238ZM241 229H242V225H241ZM251 229H252V228H251ZM251 229H248V230L250 231ZM20 230H21V229H20ZM67 230H69V229H67ZM75 230H76V229H75ZM137 230H138V229H137ZM196 230H197V229H196ZM205 230H206V232H205ZM213 230H214V231H213ZM227 230H228V229H227ZM260 230H261V229H260ZM260 230H259V231H260ZM1 231H3V230H1ZM1 231H0V232H1ZM29 231H30V230H29ZM58 231H59V229H58ZM71 231L73 232L72 229H71ZM79 231H80V230H79ZM209 231H211V232H210L211 234L209 233ZM233 231H234V230H233ZM259 231H256V232H257L256 234H255V232H254V234L252 235V237H253L254 235L259 234V233H258ZM261 231L263 232L264 229L261 230ZM261 231H260L261 234H259V235H260V240H262L261 238H263V240H264V233H262ZM16 232H17V230H16ZM60 232H61V230H60ZM108 232H109V231H108ZM138 232H141V233H142V229H141L140 231H138ZM138 232H137V233H138ZM173 232H174V231H173ZM173 232L171 233L172 235H170L171 237L169 236V234H166V233H164V234H165V236L167 235V238L170 237V238H171V241H173V242H175V241H177V240H178V241H179V240L181 241V239H178V238L176 239V237H175L176 235H178V234H176L177 232H176V231H175V233H173ZM207 232H208V233H207ZM212 232H213V233H212ZM216 232H215V233H216ZM228 232H229V231H228ZM228 232H227V233H228ZM246 232H248V231L246 230ZM251 232H252V230H251ZM2 233H3V232H2ZM10 233H11V232H10ZM10 233H9V234H10ZM49 233H50V232H49ZM67 233H68V232H67ZM88 233H89V232H88ZM137 233H136V234H137ZM141 233H140V234L138 233L137 235H143V234H145V233H142V234H141ZM181 233H182V232H181ZM220 233H223V234H220ZM220 233H219V234H220L221 236L226 235V234H224V233H225L224 231H221ZM248 233H249V232H248ZM20 234H21V233H20ZM58 234H59V233H58ZM175 234H176V235H175ZM190 234H192V233H188V235H187V233H186V236H188V237L190 238ZM228 234H229V233H228ZM237 234H238V233H237ZM244 234H245V232H244ZM262 234H263V237H262ZM3 235H4V234H3ZM174 235H175V236H174ZM183 235H184V232H183ZM234 235H236V234L234 233ZM234 235H233V236H234ZM95 236H96V235H95ZM156 236H157V235H154V236H153V237H154L153 239H152V237H151L150 241H149V238H150V237H147L148 239H146V237L144 236L142 240H148V243H149V242L152 243L151 241H154V242H155V237H156ZM160 236H161V235H160ZM173 236H174V237H173ZM178 236H179V235H178ZM218 236H219V235H218ZM226 236H227V235H226ZM240 236H241V235H240ZM240 236H239V237H240ZM257 236H258V235H257ZM257 236H255L254 238L258 239L259 237H257ZM6 237H7V236H6ZM6 237H5V239H7ZM99 237H100V236H99ZM162 237H163V236H161V238L159 239V236H157V237H156V240H157L156 243H158V241H160V240L162 239ZM172 237L175 239V241L173 240ZM183 237H184V238H183ZM183 237H182V238H183L182 240H184V239L187 238V237H185V235H184ZM235 237H236V236H235ZM11 238H12V237H11ZM13 238H14V237H13ZM95 238H96V237H95ZM140 238H141V237H140ZM140 238H139V239H140ZM144 238H145V239H144ZM165 238H166V237H165ZM167 238H166V240H167ZM189 238H187V241H186V240H185V241L188 242V243L190 242V243H189L190 245H189V244H186V245H188V246H193V248H194V247H195V242L193 243V242H191V240L188 241ZM224 238H225V236H224ZM232 238H233V239H232L231 241H230V239H229V241L226 240V241H227V244H225V241H224V244L222 243V244L220 245V246H221V249L223 250V254L226 253V251H225V253H224V249H225V250H227V252H228L230 255H232L233 257H235V256H240V254H242L241 252H243V251H247L248 248H250L251 251H252L253 253H254V251L257 253V252H262L260 249H261L262 246L264 247V245H262V246L259 245V246H261V247H260V249L257 248L258 250H260V251H258V250H256V249H254V248L258 247V246H257L258 244H257L256 246H254L255 243H254V245H253V244L251 243V242H252V241H251L250 244L252 245V247H254V248L252 249L251 246L245 247V245H242V244H241V245H238V244L234 243L235 241H239V240H238V238H234V237H232ZM240 238L242 239V238H244V237H240ZM254 238H252V240H255ZM98 239H99V238H98ZM129 239H131V240H133V241H136V240L132 239V237H130ZM136 239H137V238H136ZM139 239H138V240H139ZM158 239H159V240H158ZM205 239H204V242L206 241ZM221 239H222V240H221ZM168 240H169V239H168ZM212 240H213V241H212ZM242 240H243V239H242ZM122 241H123V240H122ZM161 241H163V239H162ZM198 241H199V242H198ZM210 241H212V242H210ZM219 241H220V242H219ZM243 241H244V240H243ZM245 241H246V240H245ZM255 241H256V240H255ZM257 241H258V242H262V241H259V240H257ZM1 242H2V241H1ZM114 242H115V241H114ZM164 242H166V241H163V242L161 243V246H162V244H164ZM167 242H168V241H167ZM181 242H182L181 244H183V243L185 244V242H183V241H181ZM200 242H201L202 244H200ZM228 242H230V243H228ZM241 242H242V241H241ZM241 242H240V243H241ZM258 242H257V243H258ZM263 242H264V241H263ZM127 243H130V242L127 241ZM127 243H125V244H127ZM138 243H139V242H138ZM156 243H155V244H156ZM192 243H193V244H192ZM205 243H206V242H205ZM210 243H211V244H210ZM237 243H239V242H237ZM240 243H239V244H240ZM111 244H112V243H111ZM139 244H140V243H139ZM168 244H169L170 246H169ZM168 244H167L168 247L166 246V247L168 248V251H167V253H166L167 255H164V256H165V259L167 258L168 260H170V262H166L167 264H175V263H177L176 260H177L178 258L175 259L177 255H178V256H183L184 259L186 258V261H187L186 264H199V263L201 264V262H200V258L202 259V256H201V254H200V251H197V252H196V251L192 250L191 248H185V247H184L185 245L182 246V247H177V245H175L176 243H171L170 240H169ZM171 244H172V245H171ZM191 244H192V245H191ZM243 244H244V243H243ZM245 244H246V242H245ZM248 244H249V243H247L246 245H248ZM263 244H264V243H263ZM94 245H95V244H94ZM178 245H179V242H178ZM213 245H214V244H213ZM90 246H91V245H90ZM97 246H98V245H97ZM122 246H123V245H122ZM145 246H146V245H145ZM150 246H151V245H150ZM163 246H164L163 248H166L165 245H163ZM207 246H206V247H207ZM215 246H216V245H215ZM102 247H103V246H102ZM128 247H129V246H128ZM132 247H133V246H132ZM200 247H198V248L196 247V248L199 249ZM91 248H92V247H91ZM108 248H109V247H108ZM110 248H111V247H110ZM124 248H125V247H124ZM140 248H141V247H140ZM154 248H156V246H155ZM167 248H166V249H167ZM207 248H208V247H207ZM219 248H220V247H219ZM82 249H83V248H82ZM133 249H134V248H133ZM157 249H158V248H157ZM246 249H247V250H246ZM250 249H249V250H250ZM98 250H99V249H98ZM116 250H117V249H116ZM126 250H127V248H126ZM137 250H138V249H137ZM140 250H142V249H139V252H140ZM147 250H148V248H147ZM147 250H145V251H147ZM153 250H154V249H152V251H153ZM200 250H201V249H200ZM203 250H204V252H205V254H204V257H205V258L202 259V260H206V259L208 258V256H207L208 254L206 253L208 250L206 249V251H205V247H204V246H203V248H202L201 251L203 252ZM263 250H264V249H263ZM86 251H87V250H86ZM91 251H92V250H91ZM91 251H90V252H91ZM149 251H150V250H149ZM152 251H150V253H151ZM156 251H157V250H156ZM159 251H160V254H161V252H162L163 254H164V252H166V251L163 252V250H162V251H161V250H158V252H159ZM212 251H213V250H212ZM251 251H248L249 254H248L247 257H250V256H251V255H250ZM87 252H88V251H87ZM198 252H199V253H198ZM208 252H209V251H208ZM69 253H70V252H69ZM115 253H116V252H115ZM228 253H226V255H225L226 257L229 256ZM244 253H245V252H244ZM256 253H255V254H256ZM72 254H73V253H72ZM79 254H80V253H79ZM82 254H83V253H82ZM251 254H252V253H251ZM255 254H254L253 256H255ZM90 255H91V254H90ZM140 255H141V254H140ZM150 255H151V254H150ZM154 255H155V254H154ZM205 255L207 256V258H206ZM227 255H228V256H227ZM260 255H261V254H260ZM155 256H156V255H155ZM164 256H163V257H164ZM245 256H246V255H245ZM70 257H71V256H70ZM140 257H141V256H140ZM209 257H210V259H209L208 262H210L211 258H212V259L214 258L212 255L209 256ZM251 257H252V256H251ZM251 257H250V258H251ZM72 258H73V257H72ZM83 258H84V257H83ZM160 258H161V257H160ZM160 258H158V259H160ZM217 258H218V257H217ZM217 258H216V259H217ZM74 259H75V258H74ZM74 259H73V260H74ZM147 259H148V258H147ZM147 259H145V260H147ZM219 259H220V257H219ZM221 259H222V258H221ZM221 259H220V261H218V262H222ZM229 259L232 260L230 257H229ZM240 259H241V258H240ZM160 260H161V259H160ZM162 260H163V259H162ZM162 260H161V261H162ZM171 260H172V261H171ZM202 260H201V261H202ZM261 260H262V259H261ZM261 260H260V261H261ZM77 261H78V260H77ZM153 261H154V260H153ZM177 261H178V260H177ZM181 261H182V260H181ZM186 261H185V262H186ZM216 261H217V260H216ZM72 262H73V261H72ZM72 262H71V263H72ZM147 262H148V261H147ZM147 262H146V264H147ZM164 262H165V261H164ZM164 262H163V264H164ZM206 262H207V260H206ZM206 262H203V261H202V264H206ZM208 262H207V263H208ZM144 263H145V262H144ZM180 263H181V262H180ZM210 263H211V262H210ZM114 264H115V263H114ZM223 264H224V263H223ZM261 264H262V263H261Z\"/></svg>", "mask_w": 264, "mask_h": 264}]
</instances>
